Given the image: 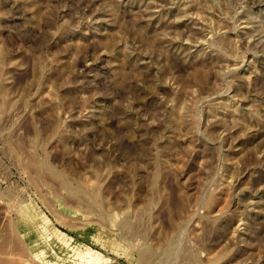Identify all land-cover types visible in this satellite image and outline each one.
<instances>
[{
    "label": "rangeland",
    "instance_id": "374dc122",
    "mask_svg": "<svg viewBox=\"0 0 264 264\" xmlns=\"http://www.w3.org/2000/svg\"><path fill=\"white\" fill-rule=\"evenodd\" d=\"M0 264H264V0H0Z\"/></svg>",
    "mask_w": 264,
    "mask_h": 264
},
{
    "label": "bare ground",
    "instance_id": "6f19581e",
    "mask_svg": "<svg viewBox=\"0 0 264 264\" xmlns=\"http://www.w3.org/2000/svg\"><path fill=\"white\" fill-rule=\"evenodd\" d=\"M45 167V164L43 165ZM54 176L55 173L53 172ZM64 187L68 188V185L66 182H63L62 183ZM71 194H73L74 196H76L78 194V190H73V189H68ZM90 192V191H89ZM95 195V194H94ZM82 200V199H81ZM121 227L122 228H128V223L126 221H124L122 224H121ZM127 231V230H126ZM154 253L152 252V250H144L141 254H140V258L143 259V260H147L149 257H151Z\"/></svg>",
    "mask_w": 264,
    "mask_h": 264
}]
</instances>
